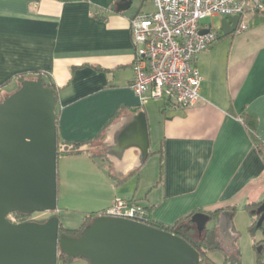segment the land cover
I'll return each instance as SVG.
<instances>
[{
    "label": "crops",
    "instance_id": "crops-1",
    "mask_svg": "<svg viewBox=\"0 0 264 264\" xmlns=\"http://www.w3.org/2000/svg\"><path fill=\"white\" fill-rule=\"evenodd\" d=\"M120 1L0 0V102L21 78L45 76L57 89L59 141L85 143L87 150L95 145L87 143L104 136L105 158L97 159L109 163L112 188L130 178L139 181L150 156L157 157L158 180L146 196L127 188L118 190L122 198L152 208V219L168 226L198 210L225 209L222 213H234V232L239 213L249 214L248 205L264 203V0L262 9L242 18L249 26L244 32L224 36L225 17L201 22L202 31L213 30L219 38L196 60L201 100L188 108L168 99L140 104L132 90L130 22L139 13L154 12V0L147 10L148 0H141L134 13L119 12ZM151 107L158 113V148H150L146 162L120 178L106 156V133L123 117L144 111L150 140ZM246 112L258 119L260 150L243 121ZM65 158L97 160L87 153ZM113 199L106 197L99 211Z\"/></svg>",
    "mask_w": 264,
    "mask_h": 264
},
{
    "label": "water",
    "instance_id": "water-1",
    "mask_svg": "<svg viewBox=\"0 0 264 264\" xmlns=\"http://www.w3.org/2000/svg\"><path fill=\"white\" fill-rule=\"evenodd\" d=\"M121 0L118 11L133 7ZM241 18L221 22L224 36L233 34ZM207 33V31H201ZM57 100L41 78L25 80L0 103V264H58L60 254L90 264H200L199 253L184 239L147 224L98 216L78 238L60 235V219L13 224L7 216L55 213L58 208ZM106 156L116 176L143 165L150 155L146 114L123 117L107 133ZM257 227L264 221V203L257 209ZM234 213L224 212L219 239L229 242ZM201 231L210 219L193 217ZM261 251V250H260Z\"/></svg>",
    "mask_w": 264,
    "mask_h": 264
},
{
    "label": "built area",
    "instance_id": "built-area-1",
    "mask_svg": "<svg viewBox=\"0 0 264 264\" xmlns=\"http://www.w3.org/2000/svg\"><path fill=\"white\" fill-rule=\"evenodd\" d=\"M155 11L140 13L130 22L135 49L132 90L141 105L168 99L175 107H193L200 100L202 77L195 63L199 55L218 40V33H202L207 18L236 17L237 33L249 26L242 18L260 10V0H154ZM103 216L147 224L150 213L131 199H116ZM13 224L22 223L10 214Z\"/></svg>",
    "mask_w": 264,
    "mask_h": 264
},
{
    "label": "rangeland",
    "instance_id": "rangeland-1",
    "mask_svg": "<svg viewBox=\"0 0 264 264\" xmlns=\"http://www.w3.org/2000/svg\"><path fill=\"white\" fill-rule=\"evenodd\" d=\"M141 0H134L133 7L129 10L134 13L140 6ZM152 8L148 3L144 9ZM20 83L16 84L13 89H9L5 96L14 93ZM15 90V91H14ZM151 106V105H150ZM150 106L148 108H150ZM156 107H151L150 123L152 124L151 151L157 150V138L155 134L156 127ZM94 151H97L94 149ZM87 161V160H86ZM84 162L71 158H59L57 165V181H58V208L55 213H35L29 217L34 222L47 221L52 215H57L61 225L65 229L79 230L86 222L98 216L99 208L104 206V199L112 196L111 205L116 199H122L123 194L118 193L120 189L133 188L139 193V196L145 197L149 190L158 180V159L156 156H150L144 167L140 171V179L138 177L130 178L128 182L121 186L111 187L113 178L109 163L97 159L96 161ZM120 197H114V195ZM110 205V206H111ZM252 217L247 213H239L236 216V227L234 230V239L225 243L235 245L239 250L240 262L235 264H258L259 257L264 264V250L258 247L264 236L260 229L252 231L253 222L249 221ZM214 222L208 223V228H212ZM208 256L217 264L225 263V255L222 251H212ZM58 264H66L59 261ZM68 264H90L86 259L76 258L68 262Z\"/></svg>",
    "mask_w": 264,
    "mask_h": 264
},
{
    "label": "trees",
    "instance_id": "trees-1",
    "mask_svg": "<svg viewBox=\"0 0 264 264\" xmlns=\"http://www.w3.org/2000/svg\"><path fill=\"white\" fill-rule=\"evenodd\" d=\"M140 14V13H139ZM219 38V35H218ZM38 78H41L43 80V83L46 87L52 89L54 91V95L56 97L57 100V105H56V115H57V145H58V159L59 158H64V157H68V156H73V155H79L82 153H87L89 155H91V157L95 160L97 158H105L104 152V146H103V140H104V136H100L92 141H90V143L87 144H91V146L93 144H95L94 146H92L90 149L84 150L82 149L83 146L85 145V143H61L58 139V111H57V107H58V94H57V89L55 87L54 84H52L47 78H45V76L43 75H36L35 77H30V78H21L19 80L20 86L21 83L25 80H36ZM19 87H17L15 90H18ZM3 101V100H2ZM1 101V102H2ZM0 102V103H1ZM243 121L246 124V126L248 127V129L250 130V132L252 133V136L254 138V141L256 143V146L259 149V147L261 146V143L258 139V137L256 136L257 134V129H258V119L255 115H253L250 112H246L243 114ZM97 150V151H94ZM139 173L138 170L134 171L133 173H131V177L134 175H137ZM129 176V177H130ZM128 180V178H125L123 180L118 181V184H122L124 182H126ZM132 202L137 203V201H135L134 199H131ZM261 206V204H253V205H248L246 207V211L251 215L256 217L255 222L252 225V231L256 230V229H260L263 233L264 236V221L262 222V225L258 228L257 227V223L258 220L260 218V216L256 215V211L257 209ZM151 215V210L152 208H146L144 207ZM225 209H218L212 212H205L202 210H198L195 211L185 217H182L181 219H179L175 224L168 226V225H163L160 223L155 222L152 217L150 216V220L148 222V225L150 227L159 229V230H163L166 231L168 233L174 234L182 239H184L186 242H188L198 253H199V257H200V264H217L215 263L209 256L208 253L212 252V251H222L224 252L225 255V263L224 264H235V263H239L240 262V256H239V250L235 247V245H230L225 243L223 240H220L218 237V232H217V221L221 215V213L224 211ZM234 210V209H232ZM196 213H203L206 216L209 217L210 221L214 222V226L212 228H208V224L206 225V227L203 230H199L197 228L196 223L193 220V217ZM104 211L100 212L98 214V216H103ZM15 216L18 217V219L21 222H28L27 218H29L31 215H24V214H20V213H14ZM52 216H57L52 215ZM51 216V217H52ZM96 216V217H98ZM58 217V216H57ZM96 217L92 218L91 220H89L88 222H86L79 230H69V229H65L61 223H60V234L61 235H65L71 238H78L82 235V233L84 232V230L90 225V223L93 221V219H95ZM46 221H42L39 223H44ZM261 247V251L264 250V238L263 240L258 244V247ZM72 257H68L65 254H60L58 257V262L59 261H64L66 264H68L69 261H71ZM258 264H263V262L261 261V258L259 257L258 260Z\"/></svg>",
    "mask_w": 264,
    "mask_h": 264
},
{
    "label": "flooded vegetation",
    "instance_id": "flooded-vegetation-1",
    "mask_svg": "<svg viewBox=\"0 0 264 264\" xmlns=\"http://www.w3.org/2000/svg\"><path fill=\"white\" fill-rule=\"evenodd\" d=\"M31 215H33V214H31ZM27 219H29V218H27ZM27 221H31V220H27ZM61 235V234H60Z\"/></svg>",
    "mask_w": 264,
    "mask_h": 264
}]
</instances>
